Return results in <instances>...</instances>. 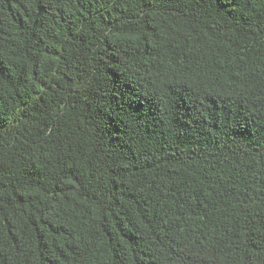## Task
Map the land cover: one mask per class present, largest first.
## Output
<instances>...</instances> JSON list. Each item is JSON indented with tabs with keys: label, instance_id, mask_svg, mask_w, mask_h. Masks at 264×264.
<instances>
[{
	"label": "trees",
	"instance_id": "1",
	"mask_svg": "<svg viewBox=\"0 0 264 264\" xmlns=\"http://www.w3.org/2000/svg\"><path fill=\"white\" fill-rule=\"evenodd\" d=\"M0 264H264V0H0Z\"/></svg>",
	"mask_w": 264,
	"mask_h": 264
}]
</instances>
